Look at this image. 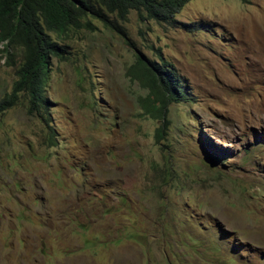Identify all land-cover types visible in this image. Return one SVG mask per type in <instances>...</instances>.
Masks as SVG:
<instances>
[{
    "label": "rangeland",
    "instance_id": "obj_1",
    "mask_svg": "<svg viewBox=\"0 0 264 264\" xmlns=\"http://www.w3.org/2000/svg\"><path fill=\"white\" fill-rule=\"evenodd\" d=\"M176 18L53 34L47 121L25 95L0 113V264H264V0ZM137 54L184 86L166 123L127 74ZM15 69L0 52V98Z\"/></svg>",
    "mask_w": 264,
    "mask_h": 264
},
{
    "label": "trees",
    "instance_id": "obj_2",
    "mask_svg": "<svg viewBox=\"0 0 264 264\" xmlns=\"http://www.w3.org/2000/svg\"><path fill=\"white\" fill-rule=\"evenodd\" d=\"M190 0H0V52L16 66L11 90L0 98V113L26 97L27 111L47 121L45 86L52 57L66 51L53 34L80 27H93L90 17L103 24L109 17L126 20L135 12L140 19L176 27V14ZM248 2L249 0H241ZM18 56V61L15 57ZM127 74L148 90L145 111L166 123L168 106L186 101V91L171 63L142 54L127 68ZM211 162L218 156L210 150ZM213 163V162H212Z\"/></svg>",
    "mask_w": 264,
    "mask_h": 264
}]
</instances>
